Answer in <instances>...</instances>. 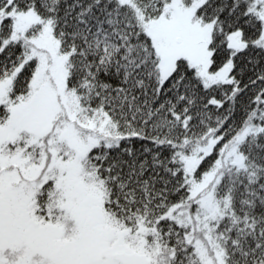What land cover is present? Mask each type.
<instances>
[{"label":"snow or ice","instance_id":"1","mask_svg":"<svg viewBox=\"0 0 264 264\" xmlns=\"http://www.w3.org/2000/svg\"><path fill=\"white\" fill-rule=\"evenodd\" d=\"M0 264H264V0H0Z\"/></svg>","mask_w":264,"mask_h":264}]
</instances>
